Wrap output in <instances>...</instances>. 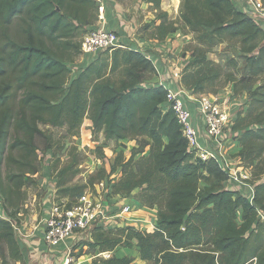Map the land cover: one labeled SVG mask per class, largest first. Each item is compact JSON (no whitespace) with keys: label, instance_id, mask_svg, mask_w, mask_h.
<instances>
[{"label":"trees","instance_id":"1","mask_svg":"<svg viewBox=\"0 0 264 264\" xmlns=\"http://www.w3.org/2000/svg\"><path fill=\"white\" fill-rule=\"evenodd\" d=\"M143 1L156 10L152 38L163 41L181 30L196 42L179 80L184 88L216 93L231 83L237 95L248 88L247 107L232 129L239 132L237 155L251 172L252 197L224 185L228 176L216 160L188 150L174 111L164 106L167 89L146 84L157 68L142 50H103L69 77L70 52L81 51L78 37L97 19L96 0H0V198L8 217H15L24 186L35 181L39 124L76 132L88 117L92 133L106 140L149 138L147 155L135 158L134 150L116 158L111 170H123L112 193L140 189L138 201L157 207L153 230L96 228L90 247L111 251L136 239L140 259L150 264H264V30L231 0H180L177 18L161 9V0ZM224 42L238 47L243 75L207 58ZM61 186L58 179V193L69 200L83 188ZM14 226L0 217V264L23 261Z\"/></svg>","mask_w":264,"mask_h":264},{"label":"built area","instance_id":"2","mask_svg":"<svg viewBox=\"0 0 264 264\" xmlns=\"http://www.w3.org/2000/svg\"><path fill=\"white\" fill-rule=\"evenodd\" d=\"M252 6L253 18L264 30V0H248ZM99 19L102 18V6H98ZM81 53L90 61L106 49L117 47H131L128 38L117 30H107L90 25L82 34ZM169 52V47L167 48ZM170 54V53H169ZM191 59V58H190ZM173 65L170 78L180 80L183 66ZM156 66V65H155ZM70 68V66H69ZM180 83V81H178ZM160 82L159 85H163ZM165 108L170 107L180 124L183 135L188 141V150L202 159L213 158L227 173L229 181H246L251 173L233 167L228 160L230 156L223 150L222 144L225 140L238 136V131H233V122L239 108L244 105L232 90L225 89L216 93L195 94L191 90L179 87H167ZM234 160V159H233ZM119 174L112 173L109 178H101L95 182L93 187H88L77 195L73 200L52 199L49 207V216L44 223L42 240L47 246L49 253L53 256V249L65 244V250L59 264H76L73 255L74 249L81 246L85 241H90L92 229L116 228L121 225H133L137 218L132 214L140 206L136 200L129 199L124 202L114 200L112 184ZM53 187V186H51ZM56 195V194H54ZM153 215L150 227L155 228L156 209L147 208ZM151 210H153L151 212ZM0 217L8 218L6 209L0 198ZM264 218V215H262ZM131 221V223H130ZM149 225V224H147ZM102 257L112 256L111 251L101 252Z\"/></svg>","mask_w":264,"mask_h":264},{"label":"rangeland","instance_id":"3","mask_svg":"<svg viewBox=\"0 0 264 264\" xmlns=\"http://www.w3.org/2000/svg\"><path fill=\"white\" fill-rule=\"evenodd\" d=\"M178 9L179 4L177 6L176 2L175 10L170 8L166 11L172 18H177ZM143 24L144 23H142V27ZM17 25L12 28V31L17 27ZM81 36L78 37V40L81 39ZM168 40L171 44L168 52L171 54V56H169L171 62L175 61L177 65L181 66L179 62L184 65V62L187 61L188 57H193L195 55L196 52L194 49L196 42L192 39V34H185L181 30H178L171 38H168ZM225 43L226 42L214 47L212 51L207 54V58L208 56L214 58L215 60H210L222 66L224 71L233 72L239 77L246 72L244 58L238 55V47L236 44L233 42L227 44ZM70 54L73 61L69 62V77H73L78 73L79 68L84 66L83 62H89L90 60L86 58V56H83L81 51L70 52ZM185 66H183V69ZM258 83L259 82H257L256 85ZM245 93L248 94V88L241 91L237 97L241 98L242 94L245 95ZM90 126L91 121L88 117L84 118L82 124L76 132L68 131L65 125L53 126L46 123L39 124V127L43 131V135H38L36 138L37 173L33 178L35 181H31L24 186L23 201L16 210L15 217H8L7 214L8 219H10L15 226L19 223L18 218L24 219V216L26 215L31 217L32 215L38 214L42 210L46 195L49 191L52 193L49 199L69 200V197L62 196L58 193V179L62 184L61 187L83 186L81 190L83 191L88 187H93V183L99 179L98 176L101 174H106L104 178H109L112 173L119 174L114 179L117 180V178L122 174L123 167L121 165H117L115 170H111V168L113 164H115L118 156L123 155L124 158H128L134 150L137 152L135 158L149 153L148 149L145 148L147 140L144 136L127 138L123 142L118 143L116 140H106L102 132L92 133ZM122 149L124 151H122ZM125 154L127 157H125ZM234 156L235 155H230L231 160H228L230 163L232 162ZM241 165L244 167L242 163ZM227 184H231V182L228 181ZM139 190L140 189H136L128 196L122 195L118 202H124L126 199L136 200L140 206L134 213L137 220L132 221L133 225L139 230L147 231L152 229L150 227V220L151 222L153 221V215L150 214L148 209L144 208L146 207L145 205L138 201L137 197ZM113 198L114 200H118L117 196H113ZM239 215L240 211H238V222L241 220ZM120 223L121 225L116 228L126 226V223ZM95 230L96 228L92 229V232ZM84 243L87 242L84 241ZM120 247H126L130 257L132 256V264L136 263L134 260L137 258L134 259L133 256L137 257V248L133 245V243L130 246H117L114 250H111L112 255H120L122 252ZM98 256H100L101 259L105 258L102 257V255ZM15 263V261L9 260L7 264ZM141 264L150 263L144 261Z\"/></svg>","mask_w":264,"mask_h":264},{"label":"crops","instance_id":"4","mask_svg":"<svg viewBox=\"0 0 264 264\" xmlns=\"http://www.w3.org/2000/svg\"><path fill=\"white\" fill-rule=\"evenodd\" d=\"M231 1L238 10L245 11L251 17H253V15L251 14L252 6L250 5V2L248 0ZM176 2L178 6L180 0H161L160 7L165 11L170 8L175 10ZM96 4L98 6H102V18L99 19V12H97V19L93 22V26L101 27L107 30L120 31L128 38L129 43L131 44L130 48L142 50L144 54L155 63L157 68V75H155L152 79L147 80V85L160 84V82L162 81L164 82L163 86L165 88H176L180 86V83L178 82L179 80H173L169 77V72L173 68V65H177L175 61H170L169 56H171V54H169L167 50V48L171 46L168 38H171L175 33H173L172 35H168V37L163 41L151 37V31L155 27V23L151 22V19L154 17V12H156V10L151 7L150 3H146L143 0H96ZM142 23H144L143 27ZM190 58L191 57H188L187 60H189ZM208 59L215 60L210 56H208ZM83 63V65L85 66L88 62L86 61ZM179 64H181V66L183 65L180 62ZM225 89L232 90L233 85L231 83H228L219 91ZM188 92H190V90H188ZM240 99L241 102L244 103V105H242L239 109L245 110L247 107V93H245V95L242 94ZM145 138L147 141H149L148 137ZM126 139L127 138L120 139L117 142L120 143ZM222 147L228 156L235 155L233 157L234 160H232L231 162V165L233 167L237 166L239 169H244V171L246 170L248 171V173L250 172V169L248 167H243L241 165V161L239 159V156L237 155L240 149L237 136L225 140L222 144ZM122 151L124 150L122 149ZM125 157H127L126 154ZM228 181L226 180L224 182L225 186L238 189L248 197H252L253 189L248 182L230 181L231 184H227ZM51 194V191L47 193L45 203L43 204L42 210L38 214L32 215L31 217L26 215L24 216V219L18 218L19 223H17L14 228L17 241L23 254V261L16 262L15 264H59L61 262V258L63 256L62 253L65 250V244H62L53 249L52 251L54 255L52 256L42 240L44 223L49 216V207L52 202V198L49 199L51 197ZM115 196H117L118 199L122 197V195L116 194ZM127 200L128 199H126V201ZM238 211H240V209ZM134 213L135 212H133V215ZM133 245L137 248V257L133 256L134 259L137 258L134 260L136 261V263L134 264H141L144 261L140 259L136 239H134ZM120 249L122 251L121 254H115L116 256L122 257L129 255L126 247H120ZM100 253L101 252L99 250L92 248L87 243L83 242L80 247L74 249L73 255L76 259V264H100L98 261L99 259H101L100 256H98L100 255Z\"/></svg>","mask_w":264,"mask_h":264},{"label":"bare ground","instance_id":"5","mask_svg":"<svg viewBox=\"0 0 264 264\" xmlns=\"http://www.w3.org/2000/svg\"><path fill=\"white\" fill-rule=\"evenodd\" d=\"M152 211V210H151Z\"/></svg>","mask_w":264,"mask_h":264}]
</instances>
